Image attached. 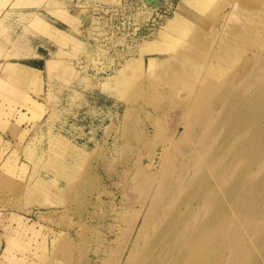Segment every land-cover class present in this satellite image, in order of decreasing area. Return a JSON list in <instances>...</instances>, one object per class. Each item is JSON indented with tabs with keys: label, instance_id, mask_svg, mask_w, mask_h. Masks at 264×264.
<instances>
[{
	"label": "rangeland",
	"instance_id": "374dc122",
	"mask_svg": "<svg viewBox=\"0 0 264 264\" xmlns=\"http://www.w3.org/2000/svg\"><path fill=\"white\" fill-rule=\"evenodd\" d=\"M181 2L175 0L168 12L152 7L156 16L150 20L147 13L139 18L142 0L98 3L107 10L93 17L95 30L82 48L70 40L71 32L57 27L62 30L54 33L57 41L44 27L32 26L31 15L20 13L27 29L60 45L58 58L74 69L71 75L48 71L61 80L47 85L38 96L42 103L32 96L40 94L38 84L24 86L5 77L6 61L0 62V77L25 90L43 110L39 118H21L26 106L10 93L16 89L0 86V130L11 131L0 149V264H264V142L258 150L253 144L260 137L242 127L251 122L249 116L237 121L231 116L238 101L231 94L248 87L246 78L253 84L260 74L247 71L244 79L234 80L222 71L213 73L209 76L215 79L227 75L224 84L214 90L204 80L192 84L196 98L186 104L188 88L179 82L167 88L149 73L126 76L117 91L99 85L125 62L121 56L112 62L100 46L107 50L117 44L137 57L132 43L140 32L153 28L157 33ZM75 3L68 1L73 9ZM256 3L263 12L264 0ZM42 12L49 20L59 18L49 9ZM121 21L126 29L114 34ZM210 27H203V35H212ZM215 27L221 31L220 24ZM8 31L6 26L0 32L5 37L0 41L13 48L19 39ZM192 34L181 50L193 43ZM112 35L117 43L107 38ZM256 47H247L250 60L245 54L242 62L259 69L264 55L257 60L261 49ZM5 166L11 167L8 174Z\"/></svg>",
	"mask_w": 264,
	"mask_h": 264
},
{
	"label": "bare ground",
	"instance_id": "6f19581e",
	"mask_svg": "<svg viewBox=\"0 0 264 264\" xmlns=\"http://www.w3.org/2000/svg\"><path fill=\"white\" fill-rule=\"evenodd\" d=\"M165 1L167 0L158 2V5L161 4L163 5L161 7L165 8ZM257 1L259 0H233V1L232 0H182L179 6L176 7L175 11L173 12V15L167 18L166 22L157 32L156 37H153L152 34L150 35L142 34L141 38H139L138 40H134L132 45L133 47L134 46L136 47L137 57L133 56L132 51L130 50L125 51L124 49H122V47L117 46V44H114L113 45L114 47H112V49L108 45L109 47L107 46V50H106L104 49L105 44L103 43L100 46V48L102 49L100 51L101 52L104 50L106 52L108 51L109 55L111 53L110 57L112 62H115L116 61L115 59L118 56L123 57L125 59V62L119 63V65L122 67L120 66L116 67L115 72L111 74L110 77L108 76L109 77V78L107 77L108 79L99 82L100 87L106 91L108 90L117 91V89L120 86V83L124 79H127L126 76H129L134 73L136 74L139 73L141 76H143L145 73H149L151 75H156V77L158 76L159 81H163L164 84L166 83L167 88L174 86L176 82L182 84L181 86H183L184 88H188L187 95H185V98H183V100L186 101H182L183 103L186 104L189 102L188 100L192 101L196 98L195 85H192L194 83L198 84V82L200 83L201 80H204L205 82L204 86L209 90H214L217 89L222 84H224L227 75L228 77L230 75L232 79L234 78V80H236L238 78L244 79V77H242V73L244 72L250 71L249 75H252V73L256 74L257 72V74H260V76L253 84H251L252 81H250V79L246 78L245 83L248 85V87L239 89L234 94H231L232 95L231 99L234 98L238 99L236 103H233L234 109H231L233 110L231 111L232 112L231 116L233 121H237L243 115L250 117L251 122H248L245 125L244 123L246 122H244L242 124V127L244 129L250 128L260 137L259 142L254 144L251 143L253 145L257 144L258 146L257 149L259 150L260 149L259 146L260 145L262 146L264 142V126H262L261 123L264 119V64L259 69H257L255 65L254 67L253 66L248 67V64L242 62V60L244 59L243 58L244 55L247 54V50H248L247 47L249 46H253V47L260 46L261 51H259V55L255 53L257 55L256 56L257 60L259 57L264 55V10L262 12V8H258L254 6V4ZM116 2H120V0H111V3H116ZM240 2H244V4L242 5L240 4ZM45 3H47L50 7L47 8V10L49 9V11H51L52 13L57 14L59 18L63 19L64 21H70L68 17V14L70 12L68 0H0V9L3 10V8H5L8 4H10L9 6L12 8V10H15V8L19 7L20 5H23L21 6L23 8L35 7L37 9V8L45 7L42 6L43 4L45 5ZM228 6H230L229 11L221 12ZM53 7H56V9H53ZM142 7H143L142 12L141 11L139 12V18L140 16H142L141 15L142 13L144 14L147 13L148 18L149 17L152 18L153 17L152 9L154 8L156 10L159 8V7L152 8V5H150V3L148 2L143 3ZM2 10H0V16ZM208 10H211L210 11L211 13L210 15L205 16L204 12ZM257 10L260 11L257 12ZM200 11H203V13H201ZM20 13L21 15H24V17L28 14L27 12H23V11H21ZM79 14H81V12L76 11L73 14V16L78 17ZM28 15H31L30 23L32 26H35L40 29L44 27L43 31H49L50 33H52L51 30L54 33L57 31L53 26H51V24L46 22L40 16V13L38 11H31ZM156 24L157 22L154 21L153 25ZM197 24L200 25L199 27L196 28ZM216 24L221 25V29H220L221 31L216 30L215 27ZM193 25L195 27H193ZM208 25L212 26L210 27L211 31L208 29V31L212 32L211 33L212 35H210L209 32H208L209 34L206 33L203 35L204 31L202 29L203 27ZM122 28L123 30L126 29L125 22H122L121 26H118L116 31H114V34L123 33L121 32ZM5 30H6V25L4 23V20H0V32ZM192 31L193 34L191 36L193 39V43L187 45L185 49L181 50L180 47H183L185 44L188 43L186 40H188V36H189L188 34L191 33ZM80 33L81 32L79 31V27L75 26L72 33L69 34L70 40L74 39L76 40L74 42L79 43V44L76 43L78 44L77 48L85 47L83 45L88 40L82 37ZM208 35H210V37ZM203 36H206L207 39H205ZM107 38L111 39L112 42L114 41V43H117L115 39L113 40L114 38L113 35L111 37L107 36ZM119 42H121V39ZM132 45H129L131 46V49H132ZM18 47L19 46L16 43L15 44L13 43V48L6 47L0 41V57L2 56L4 57V61H3L4 63L6 61L5 63L6 67L4 68L5 77H9L10 79H16V81H19L18 82L19 84H23L24 86H27L30 83L37 85L38 72H34V70H32L31 68L19 64L18 62H13L10 60L13 57H19L23 54L22 52H19V50H17ZM215 47L216 50L214 51ZM74 48H76V46ZM79 53L82 54V52ZM146 57H148L147 59L151 62L148 65H147ZM249 58L250 57L247 54L244 60L247 61ZM239 61L242 63H239ZM68 64L69 63H67L63 59L61 60L58 58H50L48 60L47 69L48 70L61 69L64 72L67 71L71 75L73 74V72L70 71H73L74 68L73 65L71 64L68 65ZM83 70H85V68ZM218 71H222L224 74L227 73L225 79L222 78L221 76L216 79L209 76L212 75L213 73H214L213 75H215V73H219ZM178 73H181L180 76L181 78L177 77ZM242 84L243 83H241L240 85ZM0 86L6 88L7 90H9V88L11 90L16 89L15 92L13 90L10 93L16 96L17 98L21 99V101H23V104L28 108L29 111L32 112L33 118L34 117L39 118L42 115L43 113L42 106H40V104L34 101V99L30 98L28 94L25 92V90L9 83L4 77H0ZM179 89H177L178 93H179L178 91ZM231 103L232 102L230 101V104ZM227 111L229 112V110H226V112ZM20 116L21 118L22 116L25 118L31 117L24 112H21ZM245 116L244 119L248 118ZM60 137H64V136H60ZM58 141H60V139H58ZM4 168H6V172L8 174L11 167L9 168L8 166H5ZM0 180L2 181V183L4 182L2 177H0ZM41 182L43 184H46L47 180L41 178ZM7 184L8 182L4 186L6 187Z\"/></svg>",
	"mask_w": 264,
	"mask_h": 264
},
{
	"label": "crops",
	"instance_id": "0c3cea01",
	"mask_svg": "<svg viewBox=\"0 0 264 264\" xmlns=\"http://www.w3.org/2000/svg\"><path fill=\"white\" fill-rule=\"evenodd\" d=\"M68 1H76V3H75L76 7H74V9L70 7V12L68 14V17H69L70 21H64L61 18H57L56 19L48 12L54 18V19H50L49 20L45 16V14L42 12V11H47L44 7L37 8V9L35 7H33V8H17L16 10H12V8L9 6L10 4H8L5 8H3V10L0 9V10H2V13H1V16H0V20H4L5 25L9 27L8 36H10V38L15 39V40L19 39V42H18L19 47H18L17 50H19V52L23 53L21 56L13 57L10 60L13 61V62H18L19 64H22V65H25V66L31 68L32 70H34V72H38L39 80H38V86L37 87H39V86L41 87V92L38 95L35 94V93H32V96L35 99H37L38 101H40L38 99V96L45 92V89L48 88L47 85L49 83L53 84L54 81L61 80L57 76H52V78H51V76H50V74L48 72L49 70L47 68H48V60L50 58H58V57H61L62 54H57L60 51V45L55 40L49 38L45 34H42V33H39V32H36V31H33L31 29H27L26 28V26L28 25L27 19H22L21 18L20 11L27 12L28 14L31 11L40 12L53 25L56 26V27L55 26H53V27L58 32L62 31V30L59 29V28H61V29H65L66 31H69V32L72 33V31L74 30L75 26H78L79 27V31L81 32L80 35L82 37H84L85 39L90 38L92 36L91 33L94 32V30H95V27L92 28V26H91L92 23L94 22L93 21V17H96L95 14H97L98 11L102 12L103 9H106V7H104L102 5H98V3L102 4V3L106 2V0H81L80 2L77 1V0H68ZM174 3H175V0H167V1H165V10L164 11L168 12V10H171L174 7ZM99 6H101V7H99ZM141 8L142 7H139L138 9H141ZM53 9H56V7H53ZM76 11L81 12V14H79L78 17H74L73 16V14ZM136 14H138V12L135 13V15H134L135 19L138 16ZM154 16H156V15L153 14V17ZM150 19H152V18H149L148 20H150ZM148 20H143V21L147 22ZM134 23L135 22H132L133 26H134ZM57 27H59V28H57ZM137 30H138V28H134V31H137ZM139 31H140V29H139ZM150 31L146 32L144 34H152V36L155 35L156 32H153V28H150ZM51 32H52L51 35L57 41L61 40V39H58L55 36V34H54V32L52 30H51ZM140 33H141V37H142V32H140ZM94 37H95L96 41H100L98 39L99 37H97V36H94ZM126 38L127 37L123 38V40H126ZM0 40L4 41L5 37L4 36H0ZM126 42H127V40H126ZM118 43H122V42H118ZM96 44H97V42H96ZM92 49H93V47H91V50ZM84 56L86 57L88 55L87 54L86 55L83 54V55H81V58L84 57ZM2 60H4V59H0V62ZM73 61H74V64L76 65V67L78 69H80V67L78 66V63L75 62V61L79 62L78 59H74ZM24 63H26V64H24ZM2 72H4V70ZM27 88H30V87H27ZM0 100L3 101L2 98H0ZM40 102H42V101H40ZM42 103H44V102H42ZM5 105H7V103H5ZM14 105L16 107H18V108L21 107L20 104H18V105L14 104ZM22 112L27 113L28 116H32L33 115L32 112L29 111L27 107H23V111ZM29 113H31V115H29ZM46 113L44 114L43 117H45ZM10 120L12 122H15L16 118L15 117H13V118L11 117ZM24 123H29V122H24ZM8 132H11V131L8 130L7 132H3L2 130H0V136L4 140V144H2V146H0L1 150L6 145L5 143L7 141L5 140V136H7L6 134Z\"/></svg>",
	"mask_w": 264,
	"mask_h": 264
},
{
	"label": "water",
	"instance_id": "95a60500",
	"mask_svg": "<svg viewBox=\"0 0 264 264\" xmlns=\"http://www.w3.org/2000/svg\"><path fill=\"white\" fill-rule=\"evenodd\" d=\"M162 1L163 0H142L143 3L148 2V3H150V5H152V7H159V9L163 10L162 9L163 7H161L163 5H161V4L158 5V2H162ZM122 22L123 21H121V23ZM121 23H118V25L121 24ZM118 25L116 26V28H118Z\"/></svg>",
	"mask_w": 264,
	"mask_h": 264
}]
</instances>
